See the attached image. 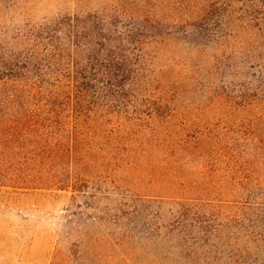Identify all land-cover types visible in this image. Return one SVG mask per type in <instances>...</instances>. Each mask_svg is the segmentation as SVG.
<instances>
[{"label": "rangeland", "instance_id": "374dc122", "mask_svg": "<svg viewBox=\"0 0 264 264\" xmlns=\"http://www.w3.org/2000/svg\"><path fill=\"white\" fill-rule=\"evenodd\" d=\"M104 11L166 30L150 112L125 132H56V163L0 158V264H264V0H0V45Z\"/></svg>", "mask_w": 264, "mask_h": 264}, {"label": "trees", "instance_id": "16d2710c", "mask_svg": "<svg viewBox=\"0 0 264 264\" xmlns=\"http://www.w3.org/2000/svg\"><path fill=\"white\" fill-rule=\"evenodd\" d=\"M114 12L27 25L13 43L0 45V158L46 166L64 154L53 144L56 132H125L131 117L148 116L139 108L145 70L166 30ZM71 150L65 154L77 162ZM179 207L175 219L190 234L189 209ZM181 241L187 246L190 236Z\"/></svg>", "mask_w": 264, "mask_h": 264}]
</instances>
